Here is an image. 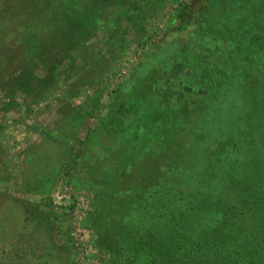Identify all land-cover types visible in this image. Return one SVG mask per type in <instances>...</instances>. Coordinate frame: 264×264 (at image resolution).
I'll return each mask as SVG.
<instances>
[{"label": "rangeland", "instance_id": "rangeland-1", "mask_svg": "<svg viewBox=\"0 0 264 264\" xmlns=\"http://www.w3.org/2000/svg\"><path fill=\"white\" fill-rule=\"evenodd\" d=\"M221 2L0 0V264H264V0Z\"/></svg>", "mask_w": 264, "mask_h": 264}, {"label": "trees", "instance_id": "trees-1", "mask_svg": "<svg viewBox=\"0 0 264 264\" xmlns=\"http://www.w3.org/2000/svg\"><path fill=\"white\" fill-rule=\"evenodd\" d=\"M223 2H221V4H223L222 5V7H224V6H228V3L226 2V3H224L226 0H222ZM136 92H138L137 94V96L134 98V100L135 101H144L145 99H149L150 100V103L152 104H156L155 102H156V100L157 99H155V98H152L151 96H148V97H142V96H144L142 93H141V91L139 90V91H136ZM142 109H143V111H144V113H145V111H147V110H149V109H146V106H145V104H143L142 106ZM148 117V116H147ZM142 119V118H141ZM145 119V121L147 122V119L146 118H144ZM145 122V123H146ZM147 123H149V122H147ZM144 131H141V133H143ZM144 136H146L145 134H144ZM150 137H153V138H157L158 137V133H157V131H156V133H154V134H152Z\"/></svg>", "mask_w": 264, "mask_h": 264}]
</instances>
